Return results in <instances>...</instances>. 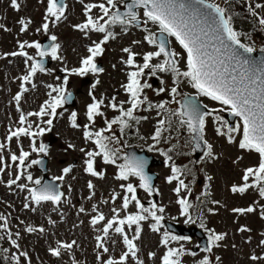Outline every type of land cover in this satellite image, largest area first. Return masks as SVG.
Instances as JSON below:
<instances>
[{
	"label": "snow or ice",
	"instance_id": "obj_1",
	"mask_svg": "<svg viewBox=\"0 0 264 264\" xmlns=\"http://www.w3.org/2000/svg\"><path fill=\"white\" fill-rule=\"evenodd\" d=\"M43 2V0H41ZM83 7L84 20L72 25L73 29L82 33L85 38L90 39V34H102V38L92 40L86 47V54L82 55L78 67L69 68L65 64L60 70L65 73L62 81L59 76L56 77L59 83L46 84L47 99L39 106L38 110L24 112L21 108V100L24 94L29 92L30 85L35 89L37 85L33 83V78L37 73L51 71L44 65V57L50 56L52 60L61 61L65 57L61 55L62 45L57 42L58 37L51 35L49 38L54 43L42 46L39 41L17 40L18 50L4 52L0 58L22 57L26 73L17 77L20 81L19 91L12 97L15 102L17 112H19L16 124L18 126H9L5 137V142H0V183L6 184L11 188L15 185L20 191H26L23 207L35 211L32 204L37 206L45 202H51L59 206L63 201L70 203V199L51 183H42L40 179H33L28 171L33 165L43 164L42 159H30L33 153L49 154V146L38 140L46 133H50L54 127V121L64 116L67 111L64 106L71 102L72 92L69 90V77H84L91 74L104 73L105 69L98 66L97 57L103 56L105 45L110 40L117 38V33L112 29L115 26H121V31L127 33L129 28L141 29L144 33L143 40H133L131 43L140 46L146 42L152 45L153 49L144 52H137L133 47H123L121 51L126 58L121 57L120 63L128 71L126 72L127 82L122 83L127 98L119 100L116 95L111 97H97L94 90L100 83L97 78L91 85L89 96L91 103L86 105L84 117L86 122H79V113L72 111L68 115V123L71 129H82V136L85 142L91 143L94 147L86 149L81 147L79 151L83 153V171L92 177L98 179L105 178L103 170L98 171L96 167L99 158L104 165H113L117 169L115 179L121 181L119 185L123 190V195L113 190L110 201L115 204L117 199L122 202L119 207L111 208V217H107L99 210L97 204H92L90 224L93 227L102 225L99 229L101 234L95 236L96 260L100 264H145L140 259V245L138 241L142 238L143 223L151 220L149 225L152 232L160 233L164 227V213L166 207L156 202H150L149 206L138 198L137 190L142 189L151 196L153 193L159 195V190L154 188L152 177L146 171L147 160L134 154H123L121 146V137L125 130L139 125L142 121H147L148 116L137 115L138 112L156 111L159 117L165 114L164 119L157 121V126L149 139L153 141L148 145V151H157L165 158V165L170 168V175L166 177L168 184L175 182L172 191L177 199L180 214L186 216L190 222L195 223L193 217L189 214L192 204L187 195L191 194L190 183H186L188 176H193L192 169L187 165H177L173 156L169 153L176 149L177 145H172L167 150L158 148L157 145L164 140L165 143L171 139V136H164L165 132H170L173 127L172 117L177 118L176 131L186 129L189 139L186 145L191 147L192 152L201 150L203 146V156L193 163L201 161H214L218 157L215 153L214 144L206 139V131L209 119L215 124V134L225 137L228 144H235L241 152L255 154L257 161L254 165L245 167L242 170L241 183H233L230 191L233 194H245L249 190L255 191L260 200H264V55L259 59L253 57L257 51L252 33L238 30L234 26V14L231 12L230 0H223V6L217 0H131L130 3H124V0H95V2H85L78 0ZM10 6L15 11H20L21 3L19 0H9ZM247 12L254 20V27L264 32V0H245ZM118 4H123L125 11H121ZM97 10V11H94ZM67 20V4L65 0H46L43 22L36 28L37 33L47 34L50 27H56L59 22ZM17 23L20 25L21 34L30 30V25L34 23L30 18H20ZM150 25H155L154 31ZM0 30L11 31L6 25L0 23ZM174 38L179 45L180 51L171 46V40ZM27 49H35L36 55H30ZM259 51L264 53V47ZM142 57V62L138 61ZM113 68L116 65H112ZM170 74L171 86L169 87L162 75ZM156 77L161 87L154 88L149 79ZM182 84H188L196 90V96L207 97L211 101L218 102L222 107L209 108L207 104L201 105L196 96L184 94L182 96L180 88ZM152 90L159 96L167 92L171 100H162L154 103L150 100L146 90ZM181 97L182 101L177 100ZM170 103L179 104V108L170 109ZM64 109L63 111H58ZM105 109H111L114 113L112 118H108ZM229 112L232 116L239 117L241 124L230 126L228 121L220 114ZM97 118H102L104 127L97 128ZM118 126L119 135L114 128ZM23 138L29 140L28 150H25ZM144 139V137H141ZM15 140L18 151H12L11 142ZM73 143L67 144V149H75ZM7 152V158L4 153ZM188 153H178V155H187ZM244 159L243 155L237 156L234 164H239ZM122 161V162H120ZM171 162V163H169ZM15 167V172L11 169ZM72 171L71 167L63 169L64 175L54 179L63 181L65 175ZM9 179H3L4 175ZM22 179L31 182L18 183ZM208 181H212V176H206ZM89 189L88 200H92L95 195L96 185L89 180L87 182ZM210 188V185H205ZM72 191L71 185L68 188ZM205 192L204 195H210ZM199 199V197L197 198ZM109 200H102L103 204H108ZM211 203L218 207H226L219 200H212ZM130 205H133L135 211H130ZM209 213L215 214L217 208H208ZM231 211L238 215H248L259 212L260 218L264 219V203L253 201L247 207H235ZM88 210L80 206L78 214H87ZM123 213V215H121ZM50 224L55 221L49 219ZM82 223V222H81ZM24 224V221H20ZM200 227L208 233L207 246L201 251L207 253L195 264H222V258L215 255L214 250L220 247H226L223 241L228 236L227 232H216L214 229H208L200 219ZM23 231L27 234L46 233L43 226H26ZM238 232H251L252 229L247 225H241ZM113 234L120 238L124 250L118 257L111 255L113 247L117 240ZM261 239L258 247L264 248V233H261ZM22 238L21 231L13 232L9 225V216L0 214V241H7L10 248H0V255L6 264H33L32 256L28 249H23L20 244ZM188 237L171 235L168 231L163 232L160 245L166 251L160 257L161 264H182V258L185 255L196 256L197 253L184 248L181 244L178 247L170 246L172 241L188 240ZM251 242V237L245 241ZM78 247L76 240L63 241L56 240L55 246H49L47 251L56 258H61L67 252L73 256V264H79L74 257V248ZM236 247L235 244L232 245ZM14 249V251L12 250ZM105 254L107 257L105 258ZM149 258L156 257L155 252L148 253ZM253 264L264 261V255H250Z\"/></svg>",
	"mask_w": 264,
	"mask_h": 264
},
{
	"label": "rangeland",
	"instance_id": "obj_2",
	"mask_svg": "<svg viewBox=\"0 0 264 264\" xmlns=\"http://www.w3.org/2000/svg\"><path fill=\"white\" fill-rule=\"evenodd\" d=\"M21 3L20 11H15L9 3V0H0V23L6 25L11 31L0 30V54L4 52H11L18 50L17 40H28V41H40L44 36L56 35L58 41L62 45L61 55L65 57L63 62L53 60L51 71L45 73H37L34 77L33 83L37 85L35 89H32L30 85L29 92L24 94L21 100V108L24 112L38 110L39 106L47 99L46 84L52 83L56 84L60 81L56 80L59 76L61 81L65 75L60 69L67 65V67H78L79 60L82 55L86 54V47L91 44L92 40H99L102 36L101 34L92 33L90 34V39L85 38L82 33L73 29L72 25L80 23L84 20L83 7L78 2V0H67V20L61 21L56 27H50L47 34L35 31L36 28L40 27L43 22V16L45 13L46 0H19ZM85 2H95V0H85ZM97 11V10H94ZM30 18L34 21L31 24L30 30L27 33L21 34L19 31L20 25L17 21L20 18ZM150 27L156 31L157 27L155 25H150ZM116 32L117 38L115 40H110L105 45V52L100 58L97 57V61L103 62L104 73L101 74H89L84 77L70 76L68 88L78 90L80 92L77 95L78 104L73 106L74 108H66L67 111L64 112V116L58 118L54 121V127L52 132L46 133L38 143H46L50 141V137H55V141H52L49 145V173L53 177H58L64 175L63 169L65 167H71L72 171L65 175L63 181H60L62 185L63 193L65 197L70 199V203L62 200L59 206L52 204L51 202H45L40 206L32 204L35 211L30 209H25L23 207L25 197L28 196L26 191H20L15 185L11 188L7 187L6 184L0 183V214L9 216L10 229L15 231H21L22 238L20 240L21 247L23 249H28L32 256L33 264H73V256L65 252L61 258L53 257L47 251L49 246H55L56 240L71 241L76 240L78 247L74 248V257L79 264H100L96 260L95 236L101 234L99 229L102 225H97L93 227L90 224V219L95 213L91 212L92 204H97L99 210L102 211L107 217H111V208L119 207L121 200L117 199L115 204L110 201L111 194L113 190L123 195V190L120 189L119 185L122 183L115 179V174L117 169L113 165H104L102 161L98 158L96 162V167L98 171L103 170L105 172L104 179H98L92 177L83 171V160L84 155L79 151L81 147L86 149H92L94 146L85 142L82 136V129L76 130L71 129L68 123V115L72 111H77L79 113V122L81 124L85 123L84 112L86 111V105L91 103V98L89 96V91L91 85L98 78L100 83L94 90V94L99 98L104 96L106 98L116 95L119 100H124L127 98L123 89L120 87L122 83L127 82L126 72L128 69L120 63L121 57L126 58L125 53L121 51L123 47L131 46L134 51L144 52L153 49V46L148 45L146 42L142 43L140 46L132 45L133 40H143V36L146 34L141 29L129 28L128 32L125 34L121 31V28L115 26L113 28ZM173 48L180 51L179 45L173 42ZM30 55H36L35 49H27ZM139 62H142V57L137 58ZM112 65H116L115 68ZM27 69L24 66V58L22 57H7L0 58V142H5V137L8 132L9 126H18L16 121L19 117V112H17L15 107V102L12 97L19 91L20 81L16 79L17 77L25 74ZM162 75L166 80L168 86H171L170 74H158ZM88 80L85 82V79ZM85 83V84H84ZM149 83L153 85L154 88L161 87L159 80L156 77H151ZM182 96L184 94H196V90L191 88L188 84H182L179 89ZM150 100L154 103H159L162 100H171V97L167 92L162 93L157 96L155 93L148 89L146 90ZM199 99L207 104L210 108H221L218 102L211 101L207 97L198 96ZM177 100H181V97H177ZM170 109L179 108V104L170 103L168 105ZM65 108V106H64ZM64 109H59L58 111H63ZM157 110L151 112H146L145 116H148L147 121H142L139 125H133V127L126 129L125 134L121 137L122 151L124 147L130 144L140 145L148 150V145L152 144L153 141L149 139L153 130L157 126V121L159 119H164L165 114L162 113L161 116L156 115ZM139 113V112H138ZM106 116L110 119L118 113H114L111 109H105ZM173 127L170 132H165L164 136H171V139L167 143L164 140L157 145L158 148L167 150L172 145H177L176 149L172 152V155L178 157L180 164L187 165L192 169L193 176H188L186 182L190 183L192 187L201 185L198 178L199 176L198 165L193 163L191 157V147L186 145V141L189 139V134L186 129H180L179 132L176 131L177 118L172 117ZM240 122V121H238ZM97 126L104 127V122L102 118H97ZM99 128V127H98ZM117 135H119L118 126H114ZM215 124L209 119L208 127L206 131V139L214 144L215 153L217 159L214 161L200 163L202 169V175L212 176V181H208L211 185V194L204 195L206 192L203 187L197 188L195 199L199 197L198 202L200 203L197 208L199 214L197 217H193L200 222L201 217L203 221L209 228L214 229L216 232H227L228 236L223 241L226 247H220L214 250L215 255L222 258V264H253L250 260V255L255 253L256 255H264V248L258 247V242L261 239V233H264V219L260 218L259 212L248 214V215H238L231 211L235 207H247L253 201H258L259 203H264V200H260L259 196L255 191L249 190L245 194H233L230 191V187L233 183H241L242 170L245 167L252 166L256 163L257 157L255 154H249L241 152L235 144H228L225 137H220L215 134ZM144 137V139H141ZM73 143L76 145L75 149H67V144ZM23 144L25 150H28L29 140L23 138ZM12 151H18L16 141L11 142ZM156 157L164 158L157 151H149ZM178 153H188L187 155H178ZM7 158L8 153H4ZM43 154L39 156L35 153L32 154L30 159H39ZM243 155L244 159L239 162V164H234L233 161L236 160L237 156ZM122 162V161H120ZM15 172V167L11 169ZM160 174V180L158 186L159 190L158 200L156 203L166 207V211L163 214L166 220H173L185 224L186 221L189 222L186 216L180 214L179 205L176 203V195L172 191L175 187V182L173 184H168L166 182V177L170 175V168L163 165L156 169ZM28 171L32 174L33 179H40L42 181V175L37 170L36 165H33ZM3 179L6 181L9 177L5 174ZM91 180L95 185L96 195L92 200H88L87 197L90 194L87 188V182ZM18 183H28L30 187L31 182L26 179H22ZM71 185L72 191L69 193L68 188ZM138 198L141 200H149L153 196H149L148 193L144 192L142 189L137 190ZM109 200L108 204H103L102 200ZM212 200H219L222 205L226 207H218L211 203ZM202 204L205 205L202 206ZM209 205V206H208ZM80 206H84L88 212L87 214H78V209ZM208 206V207H207ZM204 208H217L215 214L209 213ZM130 211H135L133 205H130ZM123 215V213H121ZM49 219L55 221L54 224L49 223ZM20 221H24V224H20ZM163 221V223L165 222ZM82 222V223H81ZM152 223L151 220L143 223L142 238L138 241L140 245V259L144 260L145 264H160V257L166 251V249L160 245V239L163 232L167 231L165 228L161 229L160 233L152 232L149 225ZM43 226L46 229V233L41 235L39 233L27 234L23 229L28 226ZM241 225H247L252 231L240 233L237 229ZM251 237V242L246 243L245 241ZM113 238L117 240V244L113 247L111 255L118 257V255L124 250L123 244L120 242V238L113 234ZM183 245L186 249H191L195 245V240L188 239L184 241H172L170 246L178 247ZM235 244L236 247L233 248L232 245ZM10 244L7 241L0 242V248H10ZM14 251V249H12ZM155 252L156 257L149 258L148 253ZM205 253L200 252L194 257L192 255H186V262L188 264H194L195 261L202 257ZM109 254H105V258ZM207 255V254H206ZM1 264V263H0ZM6 264V263H5ZM131 264H135L134 261ZM258 264H264V261L258 262Z\"/></svg>",
	"mask_w": 264,
	"mask_h": 264
},
{
	"label": "water",
	"instance_id": "obj_3",
	"mask_svg": "<svg viewBox=\"0 0 264 264\" xmlns=\"http://www.w3.org/2000/svg\"><path fill=\"white\" fill-rule=\"evenodd\" d=\"M125 1H126V3H130L131 2V0H125ZM123 11H125V10H123ZM51 42L53 43V41H51ZM47 45H50V44L47 43ZM252 55H253V57L259 59V57L262 56V55H264V53H261L260 51H256ZM45 61H47V60H45ZM44 65L46 67L48 65V63H44ZM196 99L198 100L197 97H196ZM70 104L71 103H68V105H70ZM72 104H74V102ZM200 104L202 105L201 102H200ZM226 117L229 120L231 126H233L234 125V122H235V120H236L237 117L232 116L230 113H228ZM202 152H203V146H202L201 150H198V151L195 152V157L196 158H199ZM128 154H134L136 156L143 157L144 159L147 160L148 164H147L146 171L152 177V183H153V186H155L156 179H157L158 175H157L156 172H154L153 170H151V168L153 166H155L156 164H160V162L157 161L152 155L148 154L145 150L140 151V150L136 149L135 147L130 148L128 150ZM42 160H43V164L38 165V169L43 174V182L42 183H51L54 186H56L59 189V191H61L60 184L57 182V180L56 179H52L48 175L47 158L46 157H43ZM167 224L168 225H172V226H176V227H173V230L175 232H177L178 234H181V235H191V236H198V237H200V239H201L200 240V245H202L203 247H206L207 246V238L205 236H203V233L201 231L197 230L195 227L186 228L184 226L175 225L173 223H167ZM198 249H199V247H194V250H198Z\"/></svg>",
	"mask_w": 264,
	"mask_h": 264
},
{
	"label": "trees",
	"instance_id": "obj_4",
	"mask_svg": "<svg viewBox=\"0 0 264 264\" xmlns=\"http://www.w3.org/2000/svg\"><path fill=\"white\" fill-rule=\"evenodd\" d=\"M236 4L233 5L230 3L231 6V12L234 14V26L241 31H245L247 29H250V32L252 33V40L254 41L255 47L260 49L264 47V32L259 31L258 28L254 27V21L252 22L251 25H249V22L246 20L250 21L253 20L249 13L247 12V8L242 9L241 11H234L233 7L235 6H240L242 7L241 3H239L237 0ZM231 2V0H230ZM246 21V22H245ZM246 26H249L246 28ZM172 155V154H171ZM173 158H176L177 163L180 164L178 157H175L172 155ZM0 263L5 264L6 262L2 259V255H0Z\"/></svg>",
	"mask_w": 264,
	"mask_h": 264
},
{
	"label": "flooded vegetation",
	"instance_id": "obj_5",
	"mask_svg": "<svg viewBox=\"0 0 264 264\" xmlns=\"http://www.w3.org/2000/svg\"><path fill=\"white\" fill-rule=\"evenodd\" d=\"M125 149H126V147H125Z\"/></svg>",
	"mask_w": 264,
	"mask_h": 264
}]
</instances>
